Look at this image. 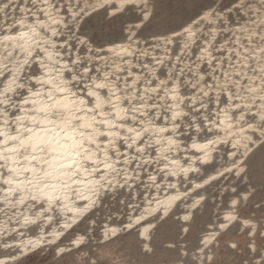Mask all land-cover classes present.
<instances>
[{
  "label": "snow or ice",
  "instance_id": "1",
  "mask_svg": "<svg viewBox=\"0 0 264 264\" xmlns=\"http://www.w3.org/2000/svg\"><path fill=\"white\" fill-rule=\"evenodd\" d=\"M0 264H264V0H0Z\"/></svg>",
  "mask_w": 264,
  "mask_h": 264
}]
</instances>
